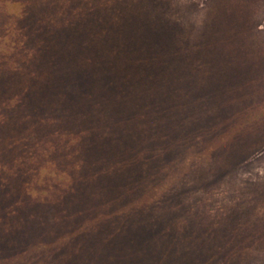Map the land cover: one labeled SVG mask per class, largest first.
Returning a JSON list of instances; mask_svg holds the SVG:
<instances>
[{
	"label": "rangeland",
	"instance_id": "1",
	"mask_svg": "<svg viewBox=\"0 0 264 264\" xmlns=\"http://www.w3.org/2000/svg\"><path fill=\"white\" fill-rule=\"evenodd\" d=\"M0 264H264V0H0Z\"/></svg>",
	"mask_w": 264,
	"mask_h": 264
},
{
	"label": "trees",
	"instance_id": "2",
	"mask_svg": "<svg viewBox=\"0 0 264 264\" xmlns=\"http://www.w3.org/2000/svg\"><path fill=\"white\" fill-rule=\"evenodd\" d=\"M70 5V3L68 4ZM219 52V53H218ZM214 54H217L216 57H213ZM231 55H233V53H231L230 51H213L212 53L209 54L208 58L206 57V63L209 64H213L215 65L214 69H217L218 71L221 70V74H227L228 76V82H221V79L218 77H214L213 79H210L208 81V87L210 88L211 91H213L217 96L219 97H223L228 91V96L230 95V93L232 94V92H235L238 89V94H235V97H243L244 93H246V91H242L241 92V82L242 79L238 78V74L237 72H233L232 77H230V71L229 69L231 68H238V66L233 67V66H227L229 63L228 62H232L234 61V58L231 57ZM228 56H230L231 58H229ZM237 60L241 61V58H238ZM224 64V65H223ZM226 64V65H225ZM240 71H242L241 69H239ZM223 71V72H222ZM226 79V77H225ZM226 84V85H225ZM229 86V90L228 89ZM237 86V88H236ZM251 91L249 90L248 93H250L251 95ZM213 152H211L212 154ZM214 157H218V156H214ZM224 174V172H221ZM223 174H215V177H222ZM223 229H228L227 226H224ZM229 234H224V237L227 238Z\"/></svg>",
	"mask_w": 264,
	"mask_h": 264
}]
</instances>
